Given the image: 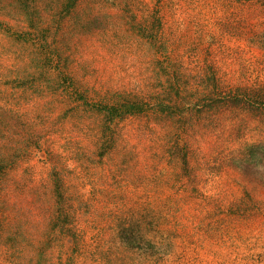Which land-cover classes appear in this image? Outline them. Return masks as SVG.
Here are the masks:
<instances>
[{"label":"rangeland","instance_id":"rangeland-1","mask_svg":"<svg viewBox=\"0 0 264 264\" xmlns=\"http://www.w3.org/2000/svg\"><path fill=\"white\" fill-rule=\"evenodd\" d=\"M0 264H264V0H0Z\"/></svg>","mask_w":264,"mask_h":264}]
</instances>
